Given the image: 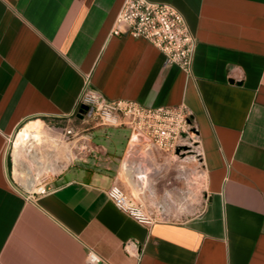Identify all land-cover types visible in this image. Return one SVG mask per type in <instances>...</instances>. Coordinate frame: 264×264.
<instances>
[{"label": "crops", "instance_id": "crops-1", "mask_svg": "<svg viewBox=\"0 0 264 264\" xmlns=\"http://www.w3.org/2000/svg\"><path fill=\"white\" fill-rule=\"evenodd\" d=\"M125 1L0 0V264H88L89 252L101 264H264V0H149L185 18L190 73L112 34ZM87 81L109 100L187 108L204 176L195 214L145 226L116 208L107 192L123 190L130 131L89 127ZM58 120L81 127L64 146Z\"/></svg>", "mask_w": 264, "mask_h": 264}, {"label": "built area", "instance_id": "built-area-1", "mask_svg": "<svg viewBox=\"0 0 264 264\" xmlns=\"http://www.w3.org/2000/svg\"><path fill=\"white\" fill-rule=\"evenodd\" d=\"M112 34L144 39L164 55L165 67L174 65L187 73L191 71L195 39L183 15L169 4L126 0ZM78 106L86 107L82 115L89 122L105 128L124 127L130 131L124 162L142 174L152 175L151 163L155 165L165 155L177 159L191 152L201 160L199 140L190 113L184 106L149 108L135 101L109 100L88 81L79 96ZM65 133L67 136L76 135L73 128L66 129ZM37 192L45 194L47 190L40 186ZM107 196L116 208L141 225L151 226L159 220L118 186H112ZM87 262L101 264V259L89 252Z\"/></svg>", "mask_w": 264, "mask_h": 264}, {"label": "rangeland", "instance_id": "rangeland-1", "mask_svg": "<svg viewBox=\"0 0 264 264\" xmlns=\"http://www.w3.org/2000/svg\"><path fill=\"white\" fill-rule=\"evenodd\" d=\"M59 121L60 120L55 122V126L62 128L63 133L61 137L64 146L73 141L72 139L75 137L65 138L64 130L74 126L69 125L63 120L61 122ZM92 125L93 123L90 122L89 127ZM25 126H22V128L18 130L19 133ZM80 128H76L75 126L73 129L76 133H79ZM15 137L16 136H14V139ZM47 137L46 134H41L42 140L47 139ZM63 150H65V148H63ZM155 169L158 170L159 173L154 182L155 192L152 194L153 196L149 192H146L138 197L127 181L120 177L123 190L159 220H180L195 214L200 209L205 198L204 176L199 157L191 152L184 153L183 156H179L177 159L171 155H165L161 161L157 163ZM185 171H189V181L184 178Z\"/></svg>", "mask_w": 264, "mask_h": 264}, {"label": "bare ground", "instance_id": "bare-ground-1", "mask_svg": "<svg viewBox=\"0 0 264 264\" xmlns=\"http://www.w3.org/2000/svg\"><path fill=\"white\" fill-rule=\"evenodd\" d=\"M52 142L54 145H57L58 143L54 141ZM154 166L155 165L151 163L149 170H150V173H153V174L148 176V175L142 174L141 171L139 170H134L130 164H127V161L124 162L122 170H121V177L127 181L131 189L138 195V197H140V195L145 194L146 192H149L151 195L154 194L155 192L154 182L156 181L157 175L159 173V171L156 170ZM184 174H185L184 175L185 180L189 181L190 180L189 171H185ZM28 178H29L27 181L28 186L29 187L35 186L37 178L33 177V175L31 174H29Z\"/></svg>", "mask_w": 264, "mask_h": 264}, {"label": "water", "instance_id": "water-1", "mask_svg": "<svg viewBox=\"0 0 264 264\" xmlns=\"http://www.w3.org/2000/svg\"><path fill=\"white\" fill-rule=\"evenodd\" d=\"M85 110H86V107H82V108H81V111H80L81 114H83ZM178 151H179V149H178Z\"/></svg>", "mask_w": 264, "mask_h": 264}]
</instances>
